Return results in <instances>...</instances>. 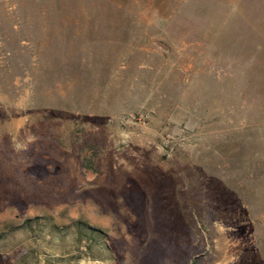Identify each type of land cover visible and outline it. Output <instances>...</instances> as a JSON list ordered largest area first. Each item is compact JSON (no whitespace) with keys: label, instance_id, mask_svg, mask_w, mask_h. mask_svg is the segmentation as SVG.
<instances>
[{"label":"rangeland","instance_id":"1","mask_svg":"<svg viewBox=\"0 0 264 264\" xmlns=\"http://www.w3.org/2000/svg\"><path fill=\"white\" fill-rule=\"evenodd\" d=\"M0 264H264V0H0Z\"/></svg>","mask_w":264,"mask_h":264}]
</instances>
